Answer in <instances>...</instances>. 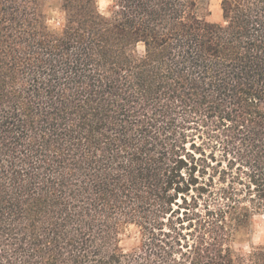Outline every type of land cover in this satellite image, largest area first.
I'll use <instances>...</instances> for the list:
<instances>
[{
  "label": "trees",
  "instance_id": "trees-1",
  "mask_svg": "<svg viewBox=\"0 0 264 264\" xmlns=\"http://www.w3.org/2000/svg\"><path fill=\"white\" fill-rule=\"evenodd\" d=\"M208 2L0 0V264H264V0Z\"/></svg>",
  "mask_w": 264,
  "mask_h": 264
},
{
  "label": "rangeland",
  "instance_id": "rangeland-1",
  "mask_svg": "<svg viewBox=\"0 0 264 264\" xmlns=\"http://www.w3.org/2000/svg\"><path fill=\"white\" fill-rule=\"evenodd\" d=\"M96 2H97V7H98L99 12L104 16H108L111 12L112 0H96ZM101 4H103L104 6L101 7ZM207 7L210 11V14L207 17V20L209 22H213V23L220 22L222 19L221 18V11H220V0H209ZM49 22L53 25L59 26L62 22L61 13H59L57 11L51 12L49 15ZM138 51L141 52L142 47H139ZM255 217H257L258 219H256L255 221L253 220V225H252V229L250 231L249 238L244 243H240L241 245H243L245 243L251 244V235L253 234L255 225L256 224H264V216L257 215ZM138 243H139L138 230L133 226L127 227L121 235V242H120L121 250L124 252L132 251L138 246ZM252 248L253 247H251V249Z\"/></svg>",
  "mask_w": 264,
  "mask_h": 264
},
{
  "label": "clouds",
  "instance_id": "clouds-1",
  "mask_svg": "<svg viewBox=\"0 0 264 264\" xmlns=\"http://www.w3.org/2000/svg\"><path fill=\"white\" fill-rule=\"evenodd\" d=\"M104 5L101 4V7ZM258 219L257 217H253V220L255 221ZM259 247L264 246V224H256L254 227L253 234L251 235V244H234L233 250L240 252L243 251L244 253H250L251 247Z\"/></svg>",
  "mask_w": 264,
  "mask_h": 264
}]
</instances>
